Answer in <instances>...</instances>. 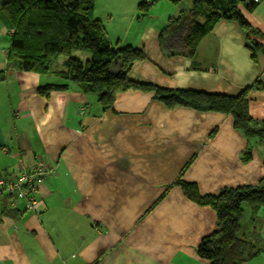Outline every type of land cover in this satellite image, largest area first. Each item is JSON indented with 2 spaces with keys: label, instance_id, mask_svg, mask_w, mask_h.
<instances>
[{
  "label": "crops",
  "instance_id": "1",
  "mask_svg": "<svg viewBox=\"0 0 264 264\" xmlns=\"http://www.w3.org/2000/svg\"><path fill=\"white\" fill-rule=\"evenodd\" d=\"M152 1H124L134 33L127 43L148 55L134 65L131 79L229 96L258 80L264 84V57L252 62L236 23L220 22L190 51L191 8L187 14L181 5ZM141 2L154 5L136 21ZM161 13L169 15L163 27L157 25ZM245 16L264 35V0ZM258 41L264 48V38ZM125 43L124 37L110 44ZM5 66L0 61V69ZM119 68L114 62L111 70ZM63 84L66 92L38 94L41 87ZM249 98L251 117L264 121V90ZM233 123L217 113L168 110L153 93L134 91L117 95L104 111L97 94L55 74L10 71L0 83V177L14 179L38 164L56 171L36 194L42 201L37 213L23 200L0 195V264H210L197 249L217 230L216 214L174 183L194 158L184 180L202 195L260 185L264 143L248 140ZM241 236L259 248L247 264H264V210L255 215L245 207Z\"/></svg>",
  "mask_w": 264,
  "mask_h": 264
},
{
  "label": "trees",
  "instance_id": "2",
  "mask_svg": "<svg viewBox=\"0 0 264 264\" xmlns=\"http://www.w3.org/2000/svg\"><path fill=\"white\" fill-rule=\"evenodd\" d=\"M161 0H153L157 2ZM180 5L185 0H167ZM263 0H193L192 22L186 37V46L194 51L200 42L212 33L220 22L236 23L245 38V47L257 64L264 48L258 39L264 35L247 20L245 13L253 12ZM96 0H0L13 30L11 47L4 51L5 69H0V83L5 82L10 71L38 75L55 74L85 93L97 94L104 111L111 110L117 95L128 91L153 93L154 98L168 110L189 108L201 113L231 116L234 129L248 140L264 143V121L254 120L249 112L250 93L264 90L258 80L236 96L194 90H171L130 78L136 63L147 60L144 49L131 45L113 47L105 34L101 21L94 17ZM151 3V2H150ZM141 2L137 20L145 19L154 4ZM75 51L88 52L91 59L82 61L73 57ZM63 57V68L52 71L53 60ZM120 64L117 73L112 65ZM69 85H47L38 94L48 98L54 92H66ZM215 135V133H214ZM252 158L248 150L244 162ZM195 159L180 172L174 185L184 196L200 207H208L216 214L217 230L204 237L197 252L210 264H247L258 254L256 244L241 236L245 207L257 215L264 210V179L259 186L226 188L217 195H202L194 183L184 180V175ZM245 206V207H244Z\"/></svg>",
  "mask_w": 264,
  "mask_h": 264
},
{
  "label": "rangeland",
  "instance_id": "3",
  "mask_svg": "<svg viewBox=\"0 0 264 264\" xmlns=\"http://www.w3.org/2000/svg\"><path fill=\"white\" fill-rule=\"evenodd\" d=\"M124 1L126 3L129 2V0H96L95 3L96 5L94 9V17L101 21L105 29L106 37L113 46H116L118 41L124 39V37L126 41L125 46H127L128 45L127 42H131L129 40H132V38L134 37L133 30L131 28H128V26L130 25V20L127 19V15L124 12L125 4H126ZM192 3L193 0H185L180 5L183 8V10L187 14H189V8H192ZM127 8L128 9L131 8L130 4L127 5ZM136 8H138V5H136ZM161 8L163 10L165 9L163 6H161ZM174 11L176 10H173V12ZM157 16L160 17L159 20L157 21V25L163 27L164 22L168 21L169 15H167V13L162 15L161 13ZM175 16L176 15H174V17ZM136 21L138 20L136 19ZM145 23L150 25L151 23H154V21L147 19ZM129 31L131 32L128 34ZM12 34H13V30L8 24V21L5 18L4 13L1 11L0 12V61L1 62L5 61V56L3 52L7 51L11 47ZM72 56L79 58L84 62L91 59V55L88 52H83V51H75L73 52ZM64 60L65 59L63 57L55 58L52 64V71L53 70L60 71L63 68V65L60 64L61 62L63 63Z\"/></svg>",
  "mask_w": 264,
  "mask_h": 264
},
{
  "label": "built area",
  "instance_id": "4",
  "mask_svg": "<svg viewBox=\"0 0 264 264\" xmlns=\"http://www.w3.org/2000/svg\"><path fill=\"white\" fill-rule=\"evenodd\" d=\"M55 171L51 166L38 164L20 171L14 179L0 177V195H7L12 203L23 200L29 211L37 213L42 201L36 194L44 179Z\"/></svg>",
  "mask_w": 264,
  "mask_h": 264
},
{
  "label": "water",
  "instance_id": "5",
  "mask_svg": "<svg viewBox=\"0 0 264 264\" xmlns=\"http://www.w3.org/2000/svg\"><path fill=\"white\" fill-rule=\"evenodd\" d=\"M115 62H117V61H115Z\"/></svg>",
  "mask_w": 264,
  "mask_h": 264
}]
</instances>
